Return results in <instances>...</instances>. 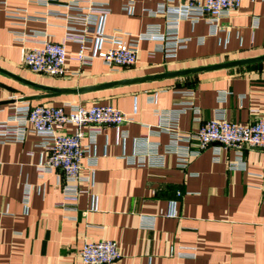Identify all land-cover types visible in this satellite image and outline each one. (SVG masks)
<instances>
[{
	"label": "crops",
	"instance_id": "obj_1",
	"mask_svg": "<svg viewBox=\"0 0 264 264\" xmlns=\"http://www.w3.org/2000/svg\"><path fill=\"white\" fill-rule=\"evenodd\" d=\"M49 1L0 0V120L22 100L65 108L110 104L129 119L99 126L81 169L89 179L78 182L75 201L64 198L59 170L39 174L37 163L47 155L40 135L28 131L22 141L0 142V264H81L84 243L103 238L116 240L121 252L107 264H264V147H242V167L231 166L237 149L215 150L212 144L189 157L185 167L170 152L162 165L127 161L140 137L147 136V145L157 144L160 152L170 142L158 126L160 110L175 117L182 133L195 132L216 109L232 121L257 120L264 114V59L53 96H39L46 90L35 84L74 88L264 55V0H241L219 18L215 33L206 16L183 14V0H133L129 10L123 8L127 0H109L105 33L129 39L155 28L176 30L180 40L170 52L162 39L142 37L129 68L100 57L80 63L78 43L65 39L68 21L47 13L67 7ZM28 14L42 18H24ZM43 39L65 40L68 73L38 74L22 64L21 47ZM91 126H82L83 143L89 142ZM180 249L187 253L178 254Z\"/></svg>",
	"mask_w": 264,
	"mask_h": 264
},
{
	"label": "built area",
	"instance_id": "obj_2",
	"mask_svg": "<svg viewBox=\"0 0 264 264\" xmlns=\"http://www.w3.org/2000/svg\"><path fill=\"white\" fill-rule=\"evenodd\" d=\"M4 1V0H3ZM48 4L49 0H39ZM67 7V10L48 9L47 13L58 15L68 21L65 39H73L78 43L75 58L83 64H90L95 57H100L105 63L120 68H129L136 63L139 50V41L142 37L162 39L164 48L173 52L180 44L176 30L160 32L149 28V34L140 33L129 39L121 34L105 33L102 29L104 18L110 13L109 0H56ZM241 0H183V14L192 19L206 16L209 21L210 32L215 33L218 20L223 15L237 9ZM133 0H127L123 8L129 10ZM9 15H16L9 12ZM24 18H42L41 15H25ZM109 46L103 48V43ZM67 50L65 40H41L40 44L31 47H21V62L30 71L50 76H61L69 72L66 65ZM188 104H192L188 102ZM196 113L200 110L194 107ZM162 121L160 129L170 135V142L165 144L164 151H158V145H147V136L140 137L141 144L136 147L127 159L128 163L137 165H162L165 153H174L177 164L185 167L189 157L195 156L202 149L213 145L215 150L220 147H234L238 154L231 163L232 167H242L241 148L249 146L264 147V114L254 122L241 123L226 118L222 109H216L213 117L203 122L195 132L182 133L178 131L175 117H169L166 111L158 112ZM198 119L199 116L197 115ZM129 119L119 108L110 104L92 103L56 105L47 102L32 104L22 100L10 106L5 118L0 120V142L22 141L26 133L32 131L41 136L39 145L46 149L44 160L37 163V170L42 176L44 173L59 170L65 178L63 187L64 198L75 201L78 192V182L89 179L81 174L83 160L90 146L95 142L96 133L101 124L118 126ZM173 120V121H171ZM73 124L74 130L67 131L65 127ZM83 125H92L89 142L83 143ZM126 136V133H123ZM185 142L181 144V142ZM92 157L87 163L95 162ZM92 169V167H91ZM26 187V194L28 193ZM172 211L170 215L176 214ZM172 251V250H171ZM178 254L187 252L181 249ZM81 264H107L117 260L120 248L116 240L103 238L88 241L79 249ZM190 254H194L191 251Z\"/></svg>",
	"mask_w": 264,
	"mask_h": 264
},
{
	"label": "water",
	"instance_id": "obj_3",
	"mask_svg": "<svg viewBox=\"0 0 264 264\" xmlns=\"http://www.w3.org/2000/svg\"><path fill=\"white\" fill-rule=\"evenodd\" d=\"M263 59H264V55L246 57V58L223 61V62L212 63V64H207V65H199V66H194V67L177 69L173 71H166L162 73H155L151 75L130 77V78H124V79H115V80H110V81H106V82H102L98 84H92V85H86V86L74 87V88L56 87V86H50V85H44V84H38V83H35V84L39 86L40 88L46 90L44 93L40 94L39 96H53V95L60 94L62 92H81V91H87V90H97V89L113 86L116 84L130 83V82L141 81V80H146V79H153V78H158V77H165V76L184 75V74L194 73V72H198L202 70H211V69H216V68H221V67L247 64V63H251V62H255V61H259ZM22 80L28 81L26 79H22ZM21 98L27 99L29 98V96H25Z\"/></svg>",
	"mask_w": 264,
	"mask_h": 264
}]
</instances>
